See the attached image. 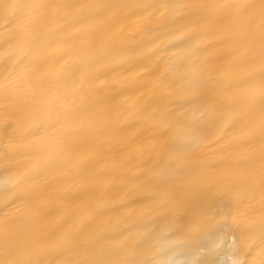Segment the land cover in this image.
Returning a JSON list of instances; mask_svg holds the SVG:
<instances>
[{"label": "bare ground", "instance_id": "6f19581e", "mask_svg": "<svg viewBox=\"0 0 264 264\" xmlns=\"http://www.w3.org/2000/svg\"><path fill=\"white\" fill-rule=\"evenodd\" d=\"M33 2L0 0V238H66L31 257L44 264L258 262L261 0H40L5 16Z\"/></svg>", "mask_w": 264, "mask_h": 264}, {"label": "snow or ice", "instance_id": "6c2138e0", "mask_svg": "<svg viewBox=\"0 0 264 264\" xmlns=\"http://www.w3.org/2000/svg\"><path fill=\"white\" fill-rule=\"evenodd\" d=\"M3 7L5 9V16L7 17L9 15L10 9L16 10L25 8L28 9V15L38 16L47 6L40 2V0H34L33 3L25 4L23 6L5 4ZM239 8L241 10L240 14L243 16L248 12L249 9H253L255 6L240 5ZM259 15L261 17L262 26H264V0H261L259 5ZM20 26H23V22ZM258 96L262 110H264V86L261 87ZM256 97L257 93L253 92L245 101H241L240 103H254ZM260 127L261 133L264 135V119L261 120ZM60 147L61 146L56 141H52L49 145V150L52 154H55L57 151H59ZM261 155L262 167L259 179L262 183H264V149H262ZM245 179L251 181L255 178L246 177ZM262 223H264V220H262ZM0 239H2L3 247V255L0 257V264H44L43 261H37L31 257L48 249H58L59 247L63 246V244L68 242V240L64 237H45L42 235L27 233L22 230L15 233L6 231ZM51 264H54V262H51ZM233 264H242V262L233 261ZM252 264H264V254H262V258L258 262L253 261Z\"/></svg>", "mask_w": 264, "mask_h": 264}]
</instances>
